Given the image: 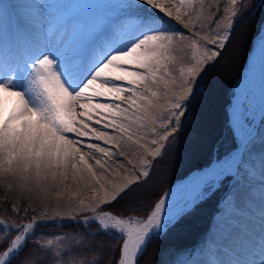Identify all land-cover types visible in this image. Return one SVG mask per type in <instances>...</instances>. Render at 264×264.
Segmentation results:
<instances>
[{
  "label": "snow or ice",
  "instance_id": "1",
  "mask_svg": "<svg viewBox=\"0 0 264 264\" xmlns=\"http://www.w3.org/2000/svg\"><path fill=\"white\" fill-rule=\"evenodd\" d=\"M240 3L228 0L217 30L208 27L209 0H125L122 11L143 10L144 15L132 27L110 24L112 34L95 44L87 57L69 58L61 49L43 45L25 53L22 60L0 64V176L15 177L23 188L38 190L62 186L71 178L78 207L69 206L67 218L95 224L91 236L120 241L114 264H138L151 237L178 226L196 210L201 195L225 177L216 170L193 176L190 182L197 195L190 196L179 211L165 214L164 198L146 218L110 210L113 202L132 193L141 177H149L146 157H159L182 118H187L188 105L199 94L211 62L230 40ZM172 21L187 31L171 27ZM237 122L241 127L252 125L247 108L241 106ZM157 126L163 133L157 132ZM81 147L87 151L81 152ZM241 147L247 151V145ZM134 149L145 150L139 164L128 159L136 154ZM115 156L124 162L113 161ZM65 191L62 188L61 194ZM50 219L55 217L41 213L27 224L0 220V264H47L33 259L41 252L55 264H102L95 258L62 262L67 253L52 252L51 239L35 242L36 251H31L28 240L37 220Z\"/></svg>",
  "mask_w": 264,
  "mask_h": 264
},
{
  "label": "bare ground",
  "instance_id": "2",
  "mask_svg": "<svg viewBox=\"0 0 264 264\" xmlns=\"http://www.w3.org/2000/svg\"><path fill=\"white\" fill-rule=\"evenodd\" d=\"M20 3L28 4L29 13H23ZM40 11L41 7L34 0H0V64L22 60L25 53H34L43 45L59 48L69 58L76 55L87 57L96 43L112 34L108 20L100 15L76 23L74 16L52 18ZM9 19L11 21L7 22ZM23 34L28 40L22 39ZM258 43L260 47L257 45L251 52L235 85L229 109L230 122L242 130L241 142L242 146L247 145V151L241 147L215 160L207 169L180 183L174 193L170 192L164 198L165 204L173 200L174 203L185 202L190 196L197 195L190 182L193 176L212 170H216L218 176L232 171L234 178L218 205L206 238L208 251L216 254L211 258L212 264H255L264 261V122H257L264 114V94L261 99L259 96V83L264 82V25ZM8 47L12 48L11 51L3 55ZM241 106L247 108V114L253 121L250 127H241L237 122ZM136 154L133 163L139 158ZM224 160L225 165L218 166ZM71 181L69 178L59 187L63 188ZM50 188L57 187L41 190L46 192Z\"/></svg>",
  "mask_w": 264,
  "mask_h": 264
},
{
  "label": "trees",
  "instance_id": "3",
  "mask_svg": "<svg viewBox=\"0 0 264 264\" xmlns=\"http://www.w3.org/2000/svg\"><path fill=\"white\" fill-rule=\"evenodd\" d=\"M243 0L240 4V14L235 20L234 28L231 32L230 40L223 49H219L220 55L212 62L206 75L201 81L200 92L196 99L188 105L189 111L187 118L182 119L181 127L176 134L170 137L162 154L154 160L153 168L149 177L141 180L133 186V191L138 192L140 187L149 184L147 191H141L135 196L138 202H145L141 206H132L130 200L123 198L113 202L111 211L121 215L146 216L154 201L159 197L163 189L175 178L183 176L193 168L201 167L206 164L215 148L218 154L224 153L233 148L236 144L235 137L226 123V106L229 102L231 90L239 71L244 63L246 53L251 47L254 36L257 34L260 24L264 20V0ZM245 2V3H244ZM244 4V5H243ZM246 31V33H245ZM244 35L243 41L238 51L237 61L229 68L225 82L222 85V94L220 98V120L215 132L207 139L205 149L195 160H185L182 163V157L186 149L191 144V133L197 132L201 127V120L198 122L193 119L196 111H199V101L206 93L209 76L213 73L215 67L225 54L229 51L236 37ZM211 89V94L215 91ZM177 150V153L175 152ZM132 199V198H131ZM214 205L213 198L207 197L201 201L196 210L185 215L178 226L168 229L165 233L152 237L148 242L145 251L139 256L138 264H173L179 253L189 250L199 244L203 237L205 223L212 211ZM62 237L63 240H57ZM36 240L28 242L29 249L36 251L32 247L35 242L46 243L47 240H53L51 251L60 250L61 253H67L62 256L63 261H71L73 257L78 260L100 259L102 264H114L119 256L120 241L107 236L89 235L84 228L76 223H67L59 227H51L43 230L35 236ZM102 242V243H101ZM95 247L97 250L93 251ZM47 261V264H55V261L41 252L38 257ZM13 264H16L13 261Z\"/></svg>",
  "mask_w": 264,
  "mask_h": 264
},
{
  "label": "rangeland",
  "instance_id": "4",
  "mask_svg": "<svg viewBox=\"0 0 264 264\" xmlns=\"http://www.w3.org/2000/svg\"><path fill=\"white\" fill-rule=\"evenodd\" d=\"M38 5L42 8L40 11L41 14L50 16L52 18H61L64 16H74V21L76 23H80L85 21L86 19L96 17L97 15L102 16L104 19L108 20V28L109 25L112 26H120L123 24H127L129 27L134 26L135 20L139 17L144 15L143 10H127L122 11L121 5L125 2V0H34ZM243 0H241L242 2ZM247 1V0H246ZM245 1V2H246ZM244 2V3H245ZM211 7L209 8L206 5V16L211 17V22L208 24V27L212 29H217V25L222 22L223 17L225 15V9L229 7L228 0H209ZM241 4V3H240ZM240 4L237 6L240 7ZM20 8L23 13H29V8L27 9L28 4L20 3ZM244 5V4H243ZM240 9V8H239ZM30 15V14H28ZM167 19V18H166ZM11 20H7L10 22ZM100 22L102 20H99ZM171 27L181 30L187 31L183 29L182 25H179L175 21H172ZM219 30V29H217ZM109 31L112 33V29L109 28ZM246 33V31H245ZM244 36V35H243ZM242 35L236 37L234 43L230 47L229 51L225 54V56L221 59L219 64L215 67L213 73L209 76V81L207 83V90L205 95L199 100L201 101L199 105V111H196L193 115V119L198 122L201 120V127L200 129L195 132L191 133V144L190 146L184 151L182 157L183 161L187 160H195L197 159L200 154L203 153L205 146L207 144V139L210 135H212L220 120V98L222 94V85L225 82L226 75L229 73V68L231 65L237 61V55L241 43L243 41ZM27 35L23 34L22 39L26 40ZM104 39H101L96 45L100 44ZM95 46V45H94ZM216 50V49H214ZM4 51H10L9 48L4 49ZM212 90H215L211 94V98H209L210 93ZM160 103H164L163 100ZM264 122V114L262 115L261 120H259V124ZM164 129L157 126V132L163 133ZM86 143H96V141H90L85 139ZM101 143V146H105ZM86 147H81V152H86ZM134 151L138 152L139 158L136 163L139 164L140 157L145 155L144 149H134ZM177 153V150L175 151ZM93 155H96L95 153ZM96 158H100L96 155ZM137 158V156L129 155L128 159L132 160ZM147 160L150 162V168L152 169L153 165V158L148 156L146 157ZM113 161H120L121 163L124 160L119 157H113ZM91 163L92 161L89 160ZM133 162V161H132ZM111 163V162H110ZM128 168H131V165H126ZM150 168L148 169L149 171ZM123 175H127V173H123ZM139 173L136 172L135 175ZM224 180L220 182V185L215 189V194L218 197V201L215 205L213 213L209 218V226L207 229V233L210 229L212 219L217 212L218 205L220 204L222 197L224 196L228 186L231 184L233 180V174L228 173ZM144 178L141 177L140 181ZM70 183H73L72 181ZM68 184L66 187L67 191L61 194L60 187L57 188H50L47 189L46 192L41 189H36L32 186L30 189H25L23 186L18 182L15 177H4L0 176V220H5L9 224L16 223V224H23L25 222L31 221V217L36 216L39 217L41 213H48L50 216L55 217L57 220L59 218H67L66 209L71 207H78L76 203V195L74 194V185ZM11 185V187H9ZM63 187V188H65ZM44 188V187H42ZM149 188V184L140 187L138 192H134L133 194L125 196L123 199L130 200L132 206H141L145 202H138L135 198L137 193L141 191H147ZM88 195H91L89 192ZM132 198V199H131ZM59 201V203H57ZM13 206H15V211H13ZM59 211L61 216H56V212ZM75 214V213H73ZM91 213H81L80 215H89ZM202 244H200L196 249L190 251L188 253L182 254L178 257L176 264H212L211 258L212 256H216V254L210 250L208 251L207 244H206V237ZM14 237V230L11 233V236ZM226 264V263H224ZM255 264H261V261H258Z\"/></svg>",
  "mask_w": 264,
  "mask_h": 264
}]
</instances>
